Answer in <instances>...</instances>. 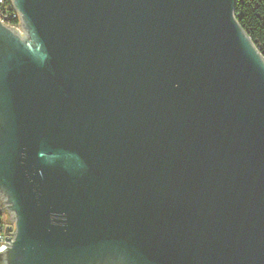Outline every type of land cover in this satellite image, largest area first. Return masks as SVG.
<instances>
[{
  "label": "water",
  "instance_id": "water-1",
  "mask_svg": "<svg viewBox=\"0 0 264 264\" xmlns=\"http://www.w3.org/2000/svg\"><path fill=\"white\" fill-rule=\"evenodd\" d=\"M0 264H264V56L237 0H11Z\"/></svg>",
  "mask_w": 264,
  "mask_h": 264
},
{
  "label": "trees",
  "instance_id": "trees-1",
  "mask_svg": "<svg viewBox=\"0 0 264 264\" xmlns=\"http://www.w3.org/2000/svg\"><path fill=\"white\" fill-rule=\"evenodd\" d=\"M235 14L264 56V0H237Z\"/></svg>",
  "mask_w": 264,
  "mask_h": 264
},
{
  "label": "built area",
  "instance_id": "built-area-1",
  "mask_svg": "<svg viewBox=\"0 0 264 264\" xmlns=\"http://www.w3.org/2000/svg\"><path fill=\"white\" fill-rule=\"evenodd\" d=\"M0 18L7 24L14 25L19 27V15L16 12V9L13 6L11 0H0ZM4 215V212L1 211L0 206V218L3 222L0 224V249L5 245H9L10 241L6 240L5 236L10 235L11 240L14 238L15 225H11L10 221H5L1 216ZM6 224L11 225V229H8L6 232Z\"/></svg>",
  "mask_w": 264,
  "mask_h": 264
},
{
  "label": "rangeland",
  "instance_id": "rangeland-1",
  "mask_svg": "<svg viewBox=\"0 0 264 264\" xmlns=\"http://www.w3.org/2000/svg\"><path fill=\"white\" fill-rule=\"evenodd\" d=\"M10 224H11V225H15L14 222H12V221H10Z\"/></svg>",
  "mask_w": 264,
  "mask_h": 264
}]
</instances>
